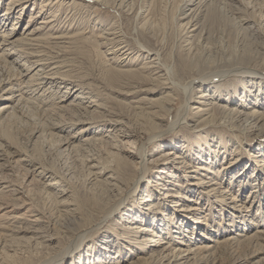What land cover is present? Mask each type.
<instances>
[{
	"label": "rangeland",
	"instance_id": "obj_1",
	"mask_svg": "<svg viewBox=\"0 0 264 264\" xmlns=\"http://www.w3.org/2000/svg\"><path fill=\"white\" fill-rule=\"evenodd\" d=\"M198 1L183 7L180 12L178 7V19H183V15L189 16ZM200 1L206 3L209 0ZM215 1L211 8L214 24L209 32L203 25L205 18L197 13L192 22L184 27L183 35L187 34L184 36L185 40L179 44L188 48L190 43L196 40L207 48V52L196 59L197 66L228 63L230 71L240 69L256 75L229 74L219 80H213L214 84L208 81L211 79L195 81L192 85L195 94L191 97L193 102L187 110L185 109L184 115L181 113L184 106L180 100L181 94L178 92L176 96L168 89V84L172 83L181 88V83H187L191 79L189 69L182 65L184 54L180 53L176 61L173 59L165 65L168 67L165 70V66L153 60V54L159 50L158 45H162L165 38L161 41L162 38L159 37V43L153 40L151 49H146L134 38L135 30L144 31L149 26L155 29L163 28L159 18H156L155 22L150 19L141 21L147 3H141V8L137 7L135 11L136 15H132L127 8L116 11L110 7V0L106 4L100 0H19L14 6H8L10 0H0V225L13 216L22 217L21 223H32L36 214L28 213L25 208L30 202V205L33 204L32 206L42 210L45 218L37 217L39 221L35 225L44 229L46 236H52L53 248L68 249L73 242L83 239L71 254L64 255L59 264H175L168 258L156 257V253H146V249H142L138 244L144 234L127 237L124 233L129 227L128 224L133 222L126 223L119 219V215H123L121 211H125L128 206L131 207L145 196L144 186L148 180L157 179L158 174L156 175L153 166H149L150 169L138 188L131 187L127 192L124 205L114 210L111 217L105 221L103 206L109 197L101 189V185L88 183V167L92 164L102 165L104 161L109 160L108 155L114 152V142L111 141L113 134L108 132L110 120L117 119L122 125L129 127V130L139 133L140 146L149 153L164 149L172 140L177 148L175 152L193 158L201 141L196 137L198 133L202 137L207 136V141H215L220 134L233 143L236 137L232 133L244 137L245 127L251 125V120L245 122L247 119L244 115L254 110L252 105L242 104L243 114L242 117H237L238 119L228 117L225 113H218L214 119L207 118L208 125L204 127L200 125L201 114L208 109L205 105L216 102L217 96H224L228 90L233 92L234 87L243 89V85L249 82L241 83V76L258 79L260 74L264 75V44H261L264 38V0ZM227 6L237 9L239 16L232 17L226 10ZM44 22L48 24H41ZM181 22L175 24L174 21V26L183 28L184 24ZM193 22L198 25L193 27ZM113 25L118 29L121 27L122 30H119L126 43L119 44L120 42L110 40L111 37H106V30ZM205 34L209 39L203 44L202 37ZM105 37L110 41L102 40ZM16 39L23 41L13 47L7 46L6 40ZM174 49L175 44L172 52ZM254 52H259L261 57L254 56ZM148 67H151L148 71L152 72L153 79L158 80L148 82V79L143 77L141 72ZM171 68L174 75L172 79H168L166 75ZM257 82L255 80L254 83ZM203 83L209 86V89L204 90ZM251 85H247L251 88L250 91L261 89L260 84L258 87ZM166 96H169L171 103L162 107ZM93 98L108 113L98 109L96 121L80 120L87 117L88 111H91L89 106L92 105L89 101ZM84 106L87 107V112L82 109ZM255 110L264 113V108L262 110L256 107ZM231 120L233 126L228 124ZM175 121L178 122L176 128L163 130L162 126H168ZM160 126L161 128H158ZM117 128L126 130L122 126ZM159 129L162 130L161 134L150 141V136ZM256 132V129H253L247 134V139L241 144L242 152L237 154L238 166L246 165L250 172L245 177L247 182L240 184L236 178L238 166L225 178H219L223 182L220 190H227L233 199L226 197L220 205L221 195L214 192L207 195L206 191L209 189H202L198 192L199 197L194 196L191 199L202 204L203 208L189 215L185 232L180 236L172 231L176 229H171L170 233L159 239V245L155 247L172 240L179 244L186 241L183 250L189 247L191 251L198 252V247H202L203 250L195 257H187L188 264L198 260L200 264H264V167L259 170L258 178L255 174L250 176L254 162L264 160V138L255 139L258 135ZM125 140L119 146L127 152H120V155L130 159V152L138 154L139 150L134 151L132 147L124 145ZM233 145L227 143L229 151L234 148ZM133 147L135 148V145ZM204 148L205 153L209 152L207 146ZM253 148L262 153L257 155V159L249 161L251 153L254 152ZM192 166L195 168V165L190 167ZM192 169H187L186 172L189 173ZM174 173H177L175 169ZM114 175V172L106 170L102 179ZM209 177H205L203 183H216L215 180H208ZM50 178H54L52 183L57 190L66 193L64 197L57 196V201L67 203L68 206L65 207L69 216L53 207V193L56 191L47 192L48 194L43 191L44 184H47ZM256 179L258 183L254 186ZM164 180L165 183L169 182L168 179ZM254 190L256 192H253ZM152 191L154 190L149 193ZM185 191L178 192L190 198L191 192ZM155 196L160 199V195ZM171 202H165L160 207V210L164 211L158 219H161L162 225L165 223V227L173 226V219L168 226L165 220ZM180 204L182 202H179ZM208 207H211L210 212ZM180 208L182 207H176L178 211ZM151 211L154 213V210ZM192 228L194 233L190 235ZM64 230H68L67 234L63 233ZM88 234L90 235L83 238ZM202 234L207 240L200 239ZM57 242H60V245ZM1 251L0 249V255ZM100 254L103 255L96 263V257ZM21 257L25 258L26 254ZM12 260L16 262L17 258Z\"/></svg>",
	"mask_w": 264,
	"mask_h": 264
},
{
	"label": "bare ground",
	"instance_id": "obj_2",
	"mask_svg": "<svg viewBox=\"0 0 264 264\" xmlns=\"http://www.w3.org/2000/svg\"><path fill=\"white\" fill-rule=\"evenodd\" d=\"M100 1L103 4H106L108 0H100ZM195 1L196 0H190V1L171 0L170 2L167 0H110L109 2L110 7H113L116 11L127 8L129 11L132 12V15L133 14L136 15L135 11L137 7L141 8V3H147V6H146L147 9L143 13L144 15H142L143 17L141 21H146V20L149 21L150 19V21L152 20L153 22H155L156 18H159V20H161L160 22L162 23L163 28L155 29V28H152V26L151 27L149 26L144 31L135 30L134 38L136 39L137 43L142 44V46H144L146 49H151V43L153 40L158 42L159 37L162 38L161 41L165 38L164 43L162 45L160 44L158 45L159 50L156 51V53L154 54L152 53L154 57L153 60L159 61L160 64L163 65V67L171 63V60L173 59L174 61H176V58L178 57L180 53H182V55L184 54L182 65H184L183 67L189 69L190 71L189 76L191 79L187 83L185 82L181 83V88H178L172 83L168 84L169 85L168 89L170 90V92H172L176 96H177L176 93L178 92L179 94H181L180 100L184 104V106L182 107L181 113L184 115H185L184 113L185 109L187 110V107L189 105H192V102H193L191 97L195 94L193 93L192 85L193 83H195V81L198 82V81L211 79L208 81H212L210 82V84H214L213 80L215 81L219 80L220 78L225 77L229 74L230 75L231 74H237V75L239 74L253 75L254 74V73H248L246 72V70L243 71L238 68H237L238 69L237 71L236 69L233 71H230V69H228V67H230L229 66L230 64L228 63H222L217 66H213V65H209V66L198 65L197 66L196 59L198 60V57H201L200 55H202V53L207 52V48L203 47L202 44H198L196 40H193L190 43V46L188 48H183L182 45L179 44L180 41L185 40L184 36L187 34L186 33L185 35H183V32L185 30L184 27H187L192 22L193 18L195 17L197 13L199 15L200 14L203 15V18H205L203 25L204 27L207 28L206 30H208V32L214 24L213 22L214 14L211 8H212V5L214 4L213 2H216L215 0H209L206 3L200 0L199 1L197 0L198 4L193 9V12L189 16L183 15V19H178L180 16V15H176L177 13L176 11L178 7H180V10H179L180 12L183 7H187L188 5L193 4V2ZM17 2H19V0H10V2L8 3V6H14L17 4ZM226 10H228V13L232 17L239 16L240 12L237 9L231 8V6L229 7L227 6ZM260 13H261V10H260ZM134 20H135V17H134ZM185 20L186 22L184 23L181 22ZM174 21H175V24H177L178 22L183 23L184 24L183 28L182 26H179L178 28H176V26H174ZM136 22H138V17L136 19ZM41 24H48V23L44 22ZM196 25L198 24L194 22L192 23L193 27H195ZM119 29H121V27ZM119 29L115 28L114 25L111 26L110 28L106 30L107 31L106 37H111L110 40L120 42L119 44H124L127 41L124 40V36L121 34ZM146 35L149 37L147 38ZM205 36L206 34L202 37V43L203 42L205 43L209 39L208 35L206 37ZM106 37L103 38L102 40H104L105 42L110 41V40H107ZM198 40L200 41V39ZM22 41L23 39H20V40L16 39L12 41L6 40V43H7V46L13 47ZM119 44H117V46ZM174 44H175V49H174L175 51L172 52ZM261 44H264V38H262ZM117 50H120V49H117ZM254 56L261 57L259 52H256ZM149 68L151 67H148L146 69L144 68L142 70L141 73L143 74V77L145 76L148 79V82L149 81L154 82L155 80H158V78L153 79L154 76L151 75L152 73L151 71H148ZM166 68L168 67L165 66L164 69L167 70ZM175 71L177 70L175 69ZM170 72H168V74L166 75L168 79H172V76L174 75V70L172 68ZM186 76L184 75V77ZM258 77L259 78L256 79L252 77L244 78V76H241L240 81L241 83L249 82L250 84L256 87H258V84H260L259 86L261 89L257 90L255 88L253 91H250L249 89L251 88L247 87L249 83L247 84L244 83L245 85H243V89L234 87L233 92L228 90V92H226L227 94H225L224 96L222 95L217 96L218 98L215 99L216 101L215 103L211 102L212 104L210 103L208 105H205V106H208V109L206 112L201 114L202 120H201L200 125L201 127H204L208 125V122L206 121L207 118L214 119V117L218 115V113L219 115L221 114L223 115V113H225L228 117L231 116V118L238 119L239 117H242L243 113L241 112L243 111L244 105H248V104L252 105L254 107V110L250 114L244 115L245 119H247L245 120V122L248 120H251L250 121L251 125H248L245 127L246 131H245L244 137H239L237 135L235 136V134L232 133V135L236 137L235 142L233 143L232 140L220 134L215 141L213 140L207 141V136L202 137L200 133H198L196 137L198 138V140H201V141H200V144L198 143V147H197L198 150L197 151L194 150L197 152V154L193 158H191L189 155L175 152L177 148H175V145L173 144L172 140L166 147H164V149H160V150L157 149L155 150V152L149 153V151H147L144 147L140 146L141 136L139 135V133H137L135 130H132V131L129 130L128 129L129 127H125L124 125L121 124L122 122L120 123L117 119L114 121L110 120L108 124L109 125L108 132H112L113 134V139H111V141L114 142L112 146V148L114 149V152H111L109 155L107 154L108 157L106 155L107 159L109 160H106L107 162L104 161L102 165L92 164L91 166L88 167L90 170L88 172L89 173L88 183L89 184L98 183L99 185L102 186L101 189L104 191V193L109 197V199L103 206L105 209L103 221L111 217V215L115 212L114 210L119 209L121 206L124 205L126 201L125 195L127 194V192L131 189V187H134L135 189L138 188L140 182L142 181L144 176L148 173L150 169L149 166L150 165L153 166V168L156 171L155 172L156 175L158 174V176H156L157 179L155 181H151L149 179L147 185L144 186L143 195L145 196L142 195L143 196L142 199H139L138 201H136L134 205H132L131 207L128 206V208L125 211L124 210L121 211V214L123 213V215H119L120 216L119 219L121 218V220H124L126 223L133 222L132 224H128L129 227L128 229H126V232L124 233V235H127V237L133 238L139 234H144V236L139 240L138 244L139 246H141L142 249H146V253H151V255L156 253L155 254L156 257H162V259L168 258L169 260H172V262L175 264H188L186 262L187 257L189 255H194L195 257V255H197L199 251L203 250L202 247L200 248L198 247V250H197L198 252H196L195 250L191 251V248L189 247L187 248V250H183V247L185 246L184 242L186 241L182 243L180 242L179 244V242H175L174 240L166 241L162 246H157V247L155 246L157 244L159 245V241H160L159 239L163 235L170 233L171 229H176V231L172 230L173 232H175V234L177 233V235H180V236L182 235L184 228L187 227L188 225V221L190 217L189 215H191V213L192 214L197 213L201 211L200 209L203 208L202 204H199L197 201H194V200L192 201L191 199V197L193 198L194 196L199 197L198 192L202 191V189L204 190L209 189L206 191L207 195L211 192H214L217 195H221L219 196V198L222 199L220 201V205L222 204L223 200L226 197L233 199L232 198L233 196L231 194H228L229 192L227 193V190H220V188L223 186V182L219 180V178L220 179L225 178V176L228 175L230 171H232L234 168L238 166L239 163L237 161L239 160V157L237 156V154L242 152V149H243L241 145L242 141L244 139H247V134H249V132H252L253 129L254 130L256 129L257 131L256 133H258V135L255 136V139L264 138V113L255 110L256 107L262 110L264 108V75L260 74ZM255 80L258 82L254 83ZM250 81H253V82H250ZM202 86L204 90L209 89V86H205L204 83L202 84ZM168 97L166 96L163 99L162 107L169 105V103H171V99ZM89 104L92 105V106H89V109H91L90 112L88 111L87 107L85 106L83 108L80 107L85 112L88 111V116L82 119H80L81 118L80 117L79 118L80 120L96 121L98 117H95V115H96V110L98 109H102L104 113H108L105 108H102L100 104H98V101H95V98L91 99L89 101ZM179 115L180 117L182 116L181 114ZM73 117H76V116H73ZM79 123L82 124V122H79ZM228 124L229 126H233L232 120ZM118 126H122L123 128H126V130L117 128ZM177 126H178V122L175 121L168 126L164 125L162 127L164 128L163 130H166V129L173 130ZM158 128H161V126ZM159 130L153 136H150V141L156 139V137L161 134L160 132L162 130L160 131ZM124 140L126 141L124 145L132 147L134 151L139 150L138 154H135V152H130V155H129L130 159L123 158L120 155V152H127L125 151V149H123V147L119 146V144L122 145L121 142ZM198 140L196 142H198ZM96 142L98 143L99 141L96 140ZM227 143H231L232 145L234 144L233 145L234 150L232 149L231 151H229L230 148L229 147H228L229 149L227 148ZM132 145L133 146L135 145V148ZM205 146H207V150H209V152L207 151L205 153L206 151V148H204ZM253 149H254V152L251 153L250 155L251 160L249 161H252L253 159H257V155L262 153L258 151L259 149H256V148H253ZM255 151L256 152L258 151V152L256 153ZM149 158H152V160L150 161ZM191 165H195V168L193 166L190 167ZM253 166H254V169L253 171H251L250 176H253L255 174V177L258 178L259 173H260L259 170L262 167H264V160L261 159V161L259 162H254ZM238 167L239 169L236 170V173H235L237 175L236 178L239 180L240 184H244L245 182H247L245 177L249 175L250 172H248V167L246 168V165H240ZM220 168L222 170H219ZM174 169L177 171V173H174ZM187 169H192V170H190V172L188 173L186 172ZM106 170H110L111 172H114L115 175L110 176L107 179H102L103 174ZM227 170H229V172H225ZM204 171L206 172L209 171V172L205 173ZM190 175H193L194 177H188ZM208 176H210L208 180L210 181L215 180L216 183H212L210 185H208L207 182L203 183L204 178ZM164 179H168L169 182L165 183ZM48 181L49 182L47 184H44L42 188L43 191H45L46 193L47 192L53 193L52 191H56L55 193H53L54 195L53 207H55V209H57L59 212L69 216L68 210L65 207V206H68L67 203L57 201V198H58L57 196L64 197L66 196V193L64 191H60L56 189V186L52 183L54 181V178L53 179L50 178ZM159 182L161 183L159 184ZM254 182L255 183L253 185L256 186L258 183V180L256 179L254 180ZM151 190H154V191H152V193H149ZM179 190H186L187 193L191 192L190 198H188V196L184 197L183 194L178 192ZM162 191L164 192L162 193ZM253 192H256V191L254 190ZM156 194L158 196L160 195V199L156 198L155 196ZM169 201L170 202L173 201V202H171V206L168 207L169 213L165 220H167L166 222L168 226L169 222L173 219V223H172L173 226L165 227V223L162 225L161 219H158V217L161 216L162 212L164 211V209L160 210V207L164 205L165 202H169ZM179 202H182V204L179 205ZM29 203L27 205L25 204L26 211L28 213L36 214L34 216V219L32 220V223H27V224L21 223L20 220H22V217L13 216L11 219H7L8 223L4 222L2 223L4 225L2 224L0 225V249L3 251V252L1 251V255H0V264H5V262H7L6 264H59L61 263V261H63L64 255L67 253L71 254L77 248V246L80 245L83 239L80 241L78 240L77 242H73L68 249H61L59 247H56V249L53 248L52 246L53 244L51 243L52 236L51 235L46 236L44 234L45 230L38 227V225L37 226L35 225V223L39 221V218L37 217H41V218L44 217L43 212H41L42 210H39L37 206L36 207L32 206L33 204L30 205ZM189 203H193V204L190 205ZM241 205H243V203H241ZM176 207H182V208H180V211H178ZM244 209L247 210L245 206H244ZM151 210H154V213ZM208 210L210 212L211 207H208ZM180 212L184 213V215H181ZM10 220H12V222ZM10 222L11 224L9 225ZM196 222H198V220ZM205 225L207 226L206 223ZM163 231L165 233H163ZM67 232L68 230L67 231L64 230L63 233L67 234ZM189 233L190 235H193L194 228H192L191 231H189ZM90 234L85 235L83 238L89 236ZM200 239L207 240L204 234L201 235ZM57 244L60 245V242L59 243L57 242ZM22 254H26V257L22 258L21 257ZM160 254H162V256H159ZM184 254H186V256ZM101 255L103 254H100L99 256L97 255L96 263L100 261V259L98 258H100ZM200 257H198V259ZM13 258H17V260L21 262L18 261L19 262L18 263L16 260L17 262L16 263L15 261L12 260ZM200 263L201 262L198 260V262L196 261L193 264H200Z\"/></svg>",
	"mask_w": 264,
	"mask_h": 264
}]
</instances>
